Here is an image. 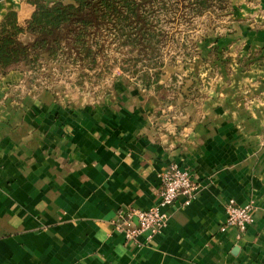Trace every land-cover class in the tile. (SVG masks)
<instances>
[{
    "label": "crops",
    "instance_id": "crops-1",
    "mask_svg": "<svg viewBox=\"0 0 264 264\" xmlns=\"http://www.w3.org/2000/svg\"><path fill=\"white\" fill-rule=\"evenodd\" d=\"M229 1L157 88L122 73L100 100L71 102L0 75V264H264V0ZM170 162L194 197L126 242L118 211L153 204ZM228 198L252 204L241 232L221 226Z\"/></svg>",
    "mask_w": 264,
    "mask_h": 264
},
{
    "label": "trees",
    "instance_id": "trees-1",
    "mask_svg": "<svg viewBox=\"0 0 264 264\" xmlns=\"http://www.w3.org/2000/svg\"><path fill=\"white\" fill-rule=\"evenodd\" d=\"M20 1L27 14L7 9L0 17V75L48 64L87 67L108 51L140 87L154 88L165 63L198 53L196 40L189 43L177 23L230 6L229 0Z\"/></svg>",
    "mask_w": 264,
    "mask_h": 264
},
{
    "label": "rangeland",
    "instance_id": "rangeland-1",
    "mask_svg": "<svg viewBox=\"0 0 264 264\" xmlns=\"http://www.w3.org/2000/svg\"><path fill=\"white\" fill-rule=\"evenodd\" d=\"M43 1L50 2L53 0ZM222 9L217 8L216 11L198 15L192 19L189 25L181 22L177 23V26L187 30L189 43L196 40L195 46L197 47L199 41L208 32L222 23V19L225 20L224 15L227 10ZM164 26L168 28L169 23L164 24ZM166 56L164 57L166 58ZM19 71L24 74V86L44 89L54 94L56 98L71 102L100 100L110 88L112 80L125 73L118 67L108 51L106 53L98 52L87 67H76L71 64L62 66L60 64H48L47 69L40 66L38 71Z\"/></svg>",
    "mask_w": 264,
    "mask_h": 264
},
{
    "label": "built area",
    "instance_id": "built-area-1",
    "mask_svg": "<svg viewBox=\"0 0 264 264\" xmlns=\"http://www.w3.org/2000/svg\"><path fill=\"white\" fill-rule=\"evenodd\" d=\"M195 186L196 181L191 172L180 168L175 162H170L160 172L156 201L146 208L118 211L114 225L122 232L126 242L136 243L137 235L142 232L145 238L149 239L158 233L166 222L167 213L164 207L172 204L179 194L183 196L182 204L189 203L194 197ZM223 206L222 228L233 226L241 232L252 222L251 202L236 204L232 198H228Z\"/></svg>",
    "mask_w": 264,
    "mask_h": 264
}]
</instances>
